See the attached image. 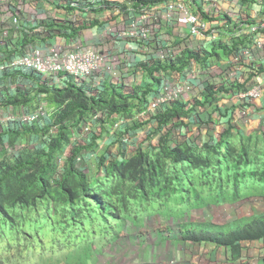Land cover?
Here are the masks:
<instances>
[{
    "label": "trees",
    "instance_id": "16d2710c",
    "mask_svg": "<svg viewBox=\"0 0 264 264\" xmlns=\"http://www.w3.org/2000/svg\"><path fill=\"white\" fill-rule=\"evenodd\" d=\"M127 1L128 5H117L123 15L121 28L142 8L173 0ZM49 3L64 16L44 13L39 30L24 25L15 41L0 42V61L25 52L37 40L44 45L57 37L75 40L85 29L104 26L111 16L102 14L114 10L109 0L84 7ZM225 16L226 24L236 25ZM229 32L226 39L213 42L210 50L186 49L176 61L161 62L152 55L136 58L134 65L142 74L129 89L109 76L100 88H90L68 73L59 74V81L53 82L33 69L2 71L0 107L27 112L44 102L49 110L36 121L13 120L0 130V264H96L95 246L117 238L125 222L163 209L177 223L182 239L229 249L233 260L240 258L244 242L261 241L264 246V212L223 225L180 220L196 208L264 197V128L247 133L237 122L252 103L239 98L244 85L237 79L228 86L215 79L197 96L175 100L171 107H161L130 124L133 129L140 124L150 127L147 134L156 135V142L148 137L149 142L128 153L121 140L116 152L98 156L93 176L76 160L94 150L101 128L108 131L116 119L131 118L142 110L158 91L164 74H185L191 59L209 66L230 52L228 40L234 47L247 41ZM259 71H264L262 65ZM14 80L20 85L14 92L5 91ZM97 111L102 116L91 122L89 137L71 143L73 134ZM192 127L197 132L205 129L208 139L197 143L188 138L186 131H193ZM26 139L32 144H22ZM6 145L16 148L8 151ZM48 245L60 253L55 260L44 256ZM75 247L79 248L76 258L68 260L74 258Z\"/></svg>",
    "mask_w": 264,
    "mask_h": 264
},
{
    "label": "built area",
    "instance_id": "2783aa9c",
    "mask_svg": "<svg viewBox=\"0 0 264 264\" xmlns=\"http://www.w3.org/2000/svg\"><path fill=\"white\" fill-rule=\"evenodd\" d=\"M41 1L0 0V42L3 40L15 41L14 38L17 36V32L25 29L24 25L28 28L40 29L39 23L45 16L42 7L39 6ZM54 1H58L62 5L84 7L96 3L98 0ZM31 2H34L35 6L33 5L32 9L29 10ZM121 3L129 4L130 1L122 0ZM114 10L117 13L113 15L120 13L119 9ZM194 11L186 7L182 0L164 1L151 9L142 8L116 34L122 39L135 43L131 47L132 54L128 53L129 56L120 55L116 60H113L110 55L102 52L97 46L82 45L77 39L67 40L64 38V40L54 41L45 46L30 45L25 52L1 60L0 74L5 69L28 68L35 70L53 82H58L60 79L59 74L68 73L83 81L90 88H100L106 76L120 81L124 78L119 66L123 63L128 64V67L134 72L132 76H136L138 72H141L134 65L137 54L147 58L152 55L161 62L176 61L186 49L195 51L210 50L213 42L219 38L222 40L227 38L222 36L228 35L230 28L227 25H231L233 31L229 33L246 38L245 44L239 43L234 47V43L228 40L227 44L231 49L230 52L222 55L219 59H215L209 66H199L191 59V66L185 74H164L158 91L149 97L145 107L131 118L116 119L112 130L117 132L123 124L141 121L161 107H171L175 100H186L197 96L203 91L207 83H211L215 79L222 82L224 86H228L230 82L237 79L244 85V88L238 93L239 98L246 101L260 99L264 94V71H259L260 65L264 68V32L261 33V30H264V1L261 4L259 2L244 3L236 0L235 3H232L231 8L224 11H222L221 6H218L215 11L213 9L205 11L202 8L200 12ZM39 14H41L40 17ZM204 14L207 15V18L203 17ZM225 14L231 17L236 24L235 26L232 23L226 24L227 21L223 19ZM119 16L120 19L123 18L121 14ZM25 18H28L26 22L22 20ZM217 19L218 26L210 25L211 22ZM169 20L179 26H186L187 38H182L179 34H176L170 36L171 38L164 39V36L160 37L155 34L160 28L161 22ZM107 26L108 23L106 22L104 27ZM135 53L136 55H134ZM221 58L225 63L218 65V70H215L216 74L213 69L216 67L215 64L221 62ZM218 74L220 77H215ZM168 76H173L177 81L168 78ZM135 80H137L136 77L125 88L129 89ZM47 111L46 103L41 102L35 109L21 112L13 120L36 121L45 117ZM101 116L100 111L92 114L89 122L73 134L71 143L86 140L91 133V122H95ZM54 131L55 128L50 130V132ZM121 140L126 142V135H122ZM76 160L79 163L82 156H77Z\"/></svg>",
    "mask_w": 264,
    "mask_h": 264
},
{
    "label": "rangeland",
    "instance_id": "374dc122",
    "mask_svg": "<svg viewBox=\"0 0 264 264\" xmlns=\"http://www.w3.org/2000/svg\"><path fill=\"white\" fill-rule=\"evenodd\" d=\"M120 1L109 0V2H111L112 9H116L117 5L120 4ZM182 1L186 7L190 8L193 12H195L194 10L200 12L201 8L205 11H211L212 9L215 11L218 9V6H221L222 11H224L225 9L231 8L232 3H235L236 0ZM258 2L262 4L263 0H255L254 3ZM47 11H49V9H47ZM105 12L107 13H105L104 17L106 15L107 17L111 16V20L107 22L108 26H96L97 29L92 30L93 32H90V36L94 37L95 46L107 55H110L113 60H116L120 55L125 57L128 54L123 47L124 41L129 40L122 39L116 35L123 26L121 24L122 19H120L119 16L120 13L113 15V12H110L109 10H106ZM223 19L227 20L225 15H223ZM160 25V28L155 34L160 37L164 36V39L171 38L170 36H175L176 34H179L182 38H187L186 26H179L171 20L163 21ZM210 25L218 26V19L211 22ZM84 32H89V30H85ZM222 37L226 38L227 36ZM220 61L221 62L218 64H215L216 67L213 69L214 73H216L215 70H218V65L225 63L223 58H221ZM119 66L122 71L121 74L124 76V78L119 81L122 82L124 87H126L131 83L133 78L137 76V74L136 76H132L134 72H132L131 68L128 67V64L123 63ZM215 77H220V75L218 74ZM168 78L176 80L173 76H168ZM112 79L114 81L117 80L116 78ZM19 85L20 84L17 80H14L13 82L10 81L5 88V91L14 92L15 87ZM252 101L254 106L250 107L249 110L244 113V119L242 117L239 120L237 119L239 125L247 133L254 131V129L258 128L260 124L264 127V118L259 116L260 112H258L259 110H257L256 107L261 104L264 105V96L260 99ZM21 112H24V109L20 107H0V130L4 126L9 125L15 116H18ZM236 118L239 117L236 116ZM133 125L123 124L117 132H114L112 128H109L108 131H103L101 128L102 136L98 139L96 147L93 151L84 152L82 154L83 157L79 162V165L82 168H87L88 172L93 176L97 170L96 164L98 156L106 153L107 151L116 152L120 149L119 146L122 143L121 133L126 134L127 141L125 142V146L128 153L134 151L138 145L144 144V141H148L146 140L148 137L150 142H156V135H151V132L147 134L150 127L144 128L143 126V128H141L140 124L139 127L133 129ZM97 129L98 128L95 126L94 131ZM192 130L193 131L189 132L186 131V136L188 138H193V140L197 141V143H201L208 139V133L205 129L197 132L196 128L192 127ZM31 142V140L26 139L22 141V144L30 145L32 144ZM6 147L8 151L16 148V146L12 147L8 145H6ZM248 199L249 198H247V200ZM257 200L263 201V199ZM236 206H238L239 210H249L248 207H243L242 203L240 205H212L209 208H197L196 210H191L189 211V216L187 215L185 217H181L180 220L193 223L207 221L212 224L223 225L226 222L231 221L230 219H233L236 214H239L233 211ZM261 207L264 209V206ZM164 211L165 209H163V212L160 213L153 212L151 213L153 216L148 213L144 217L125 222L121 228L119 236L115 240L107 243V240L104 239V246H95L94 254L96 264H231L233 262L228 249H220L212 243L195 244L182 239L177 230V223L171 216L164 214ZM162 224L166 225L168 232L164 233ZM167 234H169L170 237H167ZM254 246L257 248L259 245L256 244L249 246L252 251L249 257H245L243 260L240 259L237 262L234 261L232 264H255V260L257 259L255 255L257 249ZM78 249V247L74 248V258L68 257V260L76 258ZM254 250L255 254L253 253ZM59 254L55 249L51 248V245L46 246L44 251V256L46 255L50 260H55ZM31 263L33 262H28V264Z\"/></svg>",
    "mask_w": 264,
    "mask_h": 264
},
{
    "label": "crops",
    "instance_id": "0c3cea01",
    "mask_svg": "<svg viewBox=\"0 0 264 264\" xmlns=\"http://www.w3.org/2000/svg\"><path fill=\"white\" fill-rule=\"evenodd\" d=\"M50 2V0H42L41 2H39V6H43V9H42V12H44V13H48V14H50V15H55V16H59L60 18H62L63 16H64V13H63V11L62 10H56L55 9V11H54V9H53V5L51 4V3H49ZM35 6V4H34V2H31L30 3V7H29V10H31L32 9V6ZM47 9H49V11H47ZM112 12H113V14H116L117 12L114 10H112ZM43 13V14H44ZM41 16V14H39V17ZM103 18H104V15L102 16ZM101 17V18H102ZM26 19H28V18H25V19H22L23 21L25 20V22L27 21ZM30 25H35V24H30ZM40 28V27H39ZM94 29H97V27L96 26H94L93 28H91V29H85V30H89V32H82V34H79L78 35V37H77V41L80 43V44H82V45H94L95 46V43H94V41H95V39H94V37L93 36H90V32L92 33L93 31L92 30H94ZM39 30V29H38ZM89 33V34H88ZM88 35H89V37H88ZM93 35V34H92ZM59 40H64V38H61V37H57V38H55L52 42H54V41H59ZM134 44L135 43H133V42H130V41H124V47H123V49L127 52V53H131V47L132 46H134ZM34 45H40V46H45L42 42H40L39 40H37V41H35V43H34ZM130 50V51H129ZM132 54V53H131ZM128 55V54H127ZM134 55H136V53L134 54ZM129 56V55H128ZM140 56H142V55H139V54H137L136 55V58H138V57H140ZM141 72H138L137 73V76H136V79L137 80H140V78H141ZM264 109V108H263ZM258 112H260L259 114V116L260 117H262V118H264V110H259ZM260 126H262L261 124L259 125V127ZM263 127V126H262ZM264 128V127H263ZM242 203V205H243V207H248L249 208V210L248 211H246V210H239V208H238V206H236V208H235V210H233V208L235 207H233L232 208V210L234 211V212H237V213H239V214H236L235 215V217L233 218V219H238V218H240V217H243V216H249V215H252V214H256V213H259V212H264V209L261 207V206H264V200L263 201H260V200H255V199H244V200H242V201H240V202H235V203H233L234 205L236 204V205H240ZM233 204H231V205H233ZM225 205V204H224ZM251 211V212H250ZM233 219H230L231 221L233 220ZM256 244H258L259 246H257V248H256V246H254L256 249V254H255V250L253 251V253L256 255V260H255V264H264V246H263V244H262V242L261 241H252V242H249V243H247V242H244L243 243V250L241 251V256H240V258H238V259H236V260H233V258H232V255H231V258H232V260H233V262L235 261V262H237V261H239L240 259L241 260H243L245 257H249L250 255H251V253H252V251L250 250V247L249 246H253V245H256ZM219 248V247H218ZM247 248H248V252H247ZM220 249H222V248H220ZM229 250V249H228ZM229 252H230V250H229ZM231 254V253H230ZM232 262V263H233ZM231 263V264H232Z\"/></svg>",
    "mask_w": 264,
    "mask_h": 264
},
{
    "label": "clouds",
    "instance_id": "9594fccd",
    "mask_svg": "<svg viewBox=\"0 0 264 264\" xmlns=\"http://www.w3.org/2000/svg\"><path fill=\"white\" fill-rule=\"evenodd\" d=\"M141 73H142V71H141ZM135 81H137V80H135ZM263 96H264V94H263ZM263 104H261L260 106H256L257 107V110H258V108L259 107H261ZM47 106V105H46ZM254 105H253V101H252V103H251V105L247 108V110L250 108V107H253ZM37 107V106H36ZM48 107V106H47ZM35 109V108H34ZM33 110V109H32ZM49 110V109H48ZM247 110L245 111V113L247 112ZM25 112V111H24ZM48 112V111H47ZM127 124H132V123H127ZM259 199H263L264 200V197L263 198H259ZM242 201V200H241ZM238 202H240V201H238ZM197 209V208H196ZM195 209V210H196ZM203 209V208H202ZM194 210V209H193ZM191 213V212H190ZM189 216V215H188ZM120 234V233H119ZM116 239V238H115ZM114 239V240H115Z\"/></svg>",
    "mask_w": 264,
    "mask_h": 264
}]
</instances>
